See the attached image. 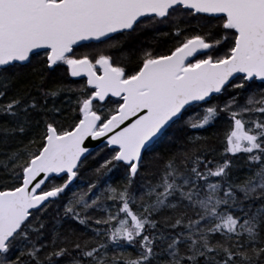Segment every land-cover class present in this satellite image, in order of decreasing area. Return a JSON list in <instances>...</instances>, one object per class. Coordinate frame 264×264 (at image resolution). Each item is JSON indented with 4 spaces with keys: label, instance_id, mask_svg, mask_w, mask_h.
<instances>
[{
    "label": "snow or ice",
    "instance_id": "snow-or-ice-1",
    "mask_svg": "<svg viewBox=\"0 0 264 264\" xmlns=\"http://www.w3.org/2000/svg\"><path fill=\"white\" fill-rule=\"evenodd\" d=\"M0 264H264V0H0Z\"/></svg>",
    "mask_w": 264,
    "mask_h": 264
},
{
    "label": "trees",
    "instance_id": "trees-1",
    "mask_svg": "<svg viewBox=\"0 0 264 264\" xmlns=\"http://www.w3.org/2000/svg\"><path fill=\"white\" fill-rule=\"evenodd\" d=\"M163 31H167L168 29H162ZM141 39H144V37H141ZM148 39H151V34H149ZM171 45V41H169L168 43L164 44L163 47H169ZM85 49H79L78 51H83ZM79 83H83L82 80L78 81ZM73 86H78V84H73ZM217 101H213V103H216ZM227 127V120L225 118H220L218 119L214 125L209 126L207 128V130H200L198 133H193L190 130L189 134H198L204 137H208L209 138V143L211 145H214L215 147H217L218 150H220V144H219V139H220V135L223 133L224 129ZM15 145H13L14 147ZM99 147L96 148L95 150H93V155L95 156L96 151H98ZM157 151L161 152L163 154V150L162 149H157ZM98 159V158H97ZM97 165L93 162V158L89 157L88 161H86L84 168H82L81 173H80V177L79 179H77V181L75 182V185L72 188V191H75L77 189H85L88 185L89 182H96L97 181V176L94 173V168ZM112 175V181L113 183H116L120 180L121 178V174L119 172H114ZM234 175L240 176L241 178L244 175L243 171H239V172H235L234 171ZM57 183H62V180H57ZM71 193H69L70 195ZM52 211L55 212L56 211V206L53 205L52 206Z\"/></svg>",
    "mask_w": 264,
    "mask_h": 264
},
{
    "label": "water",
    "instance_id": "water-1",
    "mask_svg": "<svg viewBox=\"0 0 264 264\" xmlns=\"http://www.w3.org/2000/svg\"><path fill=\"white\" fill-rule=\"evenodd\" d=\"M101 142L98 141H91V143L88 145L90 148H92L93 150H95L96 148L99 147Z\"/></svg>",
    "mask_w": 264,
    "mask_h": 264
}]
</instances>
